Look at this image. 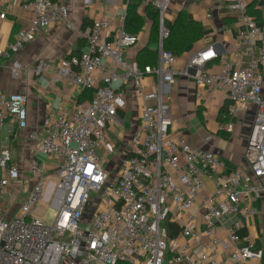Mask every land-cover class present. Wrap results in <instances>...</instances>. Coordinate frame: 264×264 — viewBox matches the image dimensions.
Returning a JSON list of instances; mask_svg holds the SVG:
<instances>
[{
    "label": "built area",
    "instance_id": "2783aa9c",
    "mask_svg": "<svg viewBox=\"0 0 264 264\" xmlns=\"http://www.w3.org/2000/svg\"><path fill=\"white\" fill-rule=\"evenodd\" d=\"M171 1L143 0L158 12L159 44L157 64L141 69L125 55L138 43V34L123 29L129 0H102L123 10L114 38L104 36L111 18L95 19L80 32L84 49L57 64L58 74L93 95L76 101L71 113L49 112L42 118L28 136L37 143L26 167L12 160L7 145L16 129L27 127L28 98L23 93L0 94V130L6 127L0 147V200L9 197L13 184L23 188L24 171L30 177L16 214L8 217L9 204H0V264H219L218 245L226 250L238 240L245 244L232 247L234 263L262 260V248L248 234L236 233L237 221L226 228L222 221L238 213L241 200L244 214L255 215L252 202L264 194V97L258 70L264 66V21L247 13L246 0H221L242 24L232 59L208 45L178 71L174 56L162 49L168 35L164 12ZM21 7L33 14L28 27L18 30L8 47H0V66L2 60L9 62L12 73L21 69L15 55L37 32L65 24L69 17L61 0H24ZM5 14L6 10L0 11V20ZM214 60L219 62L218 71L206 73L205 65ZM47 67V61L37 59L34 75L43 80ZM190 69L197 85L223 92L227 105L225 119L218 123L220 131L231 132L232 119L254 107L244 152L247 169L220 173L209 195L201 193L204 179L218 172L221 163L213 153L189 147L184 137L169 135L172 119L166 87L177 75L189 76ZM130 92L139 100L140 130L132 135L130 149L116 170H110L99 151L105 158L115 154L107 131L125 109ZM197 200L202 202L203 231L190 213ZM39 202L54 211L50 225L44 223L41 211L34 210ZM182 213H188L185 220ZM171 223L179 229L176 236H171ZM221 228L223 240L216 235ZM192 247L198 249L196 256L190 253Z\"/></svg>",
    "mask_w": 264,
    "mask_h": 264
},
{
    "label": "crops",
    "instance_id": "0c3cea01",
    "mask_svg": "<svg viewBox=\"0 0 264 264\" xmlns=\"http://www.w3.org/2000/svg\"><path fill=\"white\" fill-rule=\"evenodd\" d=\"M23 1L0 0V11L6 10L5 18L0 20V47L2 48L8 47L13 42L18 30L28 27L33 14L30 10L22 9ZM61 1L68 8V21L65 24L51 25L36 33L34 39L15 55L21 64V69L17 73H12L8 67L9 62L1 61L0 94L23 93L28 98L27 127L16 129L7 145L9 152L13 151L16 156L14 161L21 162L23 167H26L31 156V149L37 143V141L30 140L28 136L37 129L42 118L49 112L54 114L58 112L71 113L75 102L88 95L87 92L76 88L64 76L58 74V60L69 55H78L84 49L85 42L80 32L93 20L111 18V27L104 33L107 40H112L120 28L118 14H121L123 10L119 6L105 5L102 0ZM246 2L249 7L248 14L254 17L257 22H263L264 0H246ZM144 5L141 4L138 7L139 13H142ZM8 6L10 8L7 10ZM183 9L186 10L189 18L199 22L203 36L190 44L182 54L175 56L173 66L178 71L183 70L191 56L208 45H213L221 55L229 60L232 59V54L236 49V32L242 28L235 12L227 9L221 0H172L164 12L163 24L168 30L177 13ZM149 31L150 24L145 21L142 30L138 33L137 45L126 49V56L136 58L137 50L147 42ZM257 45H260L259 42ZM39 58L48 63L43 80L36 77L33 72L35 61ZM246 61L247 57L242 56L241 62L246 63ZM218 69V60L208 62L204 67L206 73H216ZM258 70L262 79L261 91L264 97V66L259 67ZM191 76V73L189 76L177 75L173 82L166 87L170 97L172 119L169 135L182 136L189 147L211 152L217 157L221 166L218 172H213L204 179V186L201 190L202 194L209 195L214 191L220 173H227L238 168L247 169L244 152L252 125L254 107H249L248 110L232 119L233 129L231 132L220 131L218 123L225 119V113L221 110L227 105L223 92L217 87L197 85ZM149 87H153L152 81H150ZM126 101L125 109L118 113L120 117H116L115 123L110 125L107 131L108 141L115 146L113 160L116 159L119 162L123 159V153L130 149L132 135L140 130L139 100L130 92L126 96ZM219 113H221L220 117ZM5 134L6 127H3L0 130V147ZM99 153L103 156L104 165L110 170H116L118 163L115 167L107 165L111 156L105 158L102 149ZM40 158L45 160L42 156ZM22 179L25 187L20 188L13 184L10 198L6 197L0 200L1 206H6L5 203L10 206L13 195L18 197L21 193L24 194L28 181H30L26 171H24ZM17 197H14L13 202H16ZM252 205L256 208V214H244L245 202L239 201L238 213L234 217H226L222 221V227L226 228L233 225V221H237L239 224L236 233L239 236L248 234L256 246L263 250L262 260H248L247 264H264V194L257 196ZM13 206H17V211L8 210L6 212L8 217L18 212V204ZM202 209V202L197 200L190 211L196 215V224L201 231H203L200 219ZM188 213H182L181 218L185 220ZM216 235L218 239L223 240L224 229H219ZM179 241L183 242V239L180 238ZM244 244L243 240H238L232 247H240ZM232 247L225 250L222 244L218 245L216 261L219 264H236L231 260ZM190 253L192 256H196L198 249L192 247Z\"/></svg>",
    "mask_w": 264,
    "mask_h": 264
},
{
    "label": "trees",
    "instance_id": "16d2710c",
    "mask_svg": "<svg viewBox=\"0 0 264 264\" xmlns=\"http://www.w3.org/2000/svg\"><path fill=\"white\" fill-rule=\"evenodd\" d=\"M143 4V0H129L123 22V29L132 35L138 34L145 23L150 24V31L147 42L141 46L136 52L135 61L141 69L144 66H155L158 62V12L150 4L143 7L142 13L138 12V7ZM247 4V13L248 11ZM203 30L199 22L188 17L186 10H181L177 13L171 27L168 30V35L162 41V49L165 52L171 53L174 57L179 56L185 49L195 41L201 39ZM88 95L86 98L91 99L92 90L85 89ZM225 113V108L221 110ZM219 113V117H220ZM171 236H176L179 229L176 224L171 223Z\"/></svg>",
    "mask_w": 264,
    "mask_h": 264
},
{
    "label": "rangeland",
    "instance_id": "374dc122",
    "mask_svg": "<svg viewBox=\"0 0 264 264\" xmlns=\"http://www.w3.org/2000/svg\"><path fill=\"white\" fill-rule=\"evenodd\" d=\"M117 116H119L120 117V115H117ZM10 153H11V156H12V160L14 161V160H16V156L13 154V151L11 152L10 151ZM113 157H114V155L112 154L111 155V157H109V160L107 161L108 163H107V165H109V166H113V167H115V165H116V163H118V165L121 163V161L119 162V161H117L116 159H115V161L113 160ZM105 159V158H104ZM24 177L26 178V176L24 175ZM27 179V178H26ZM25 179V180H26ZM23 187H25V183L23 184ZM23 193H21L18 197L16 196V195H13V200H12V204L13 205H16V204H18L21 200H22V197H23ZM17 197V199H16V202H13L14 201V199ZM10 198V196L9 197H7V199H9ZM3 202H6V201H3ZM12 204H10V206H7L8 207V210H10V211H12V212H16L17 211V206H13ZM34 210L35 211H41V213H42V218H43V220H44V223L45 224H47V225H50L51 223H52V221H53V218H54V211L51 209V208H48V207H45V204H42V203H38L35 207H34Z\"/></svg>",
    "mask_w": 264,
    "mask_h": 264
},
{
    "label": "water",
    "instance_id": "95a60500",
    "mask_svg": "<svg viewBox=\"0 0 264 264\" xmlns=\"http://www.w3.org/2000/svg\"><path fill=\"white\" fill-rule=\"evenodd\" d=\"M189 73H191L193 75L195 73V71L193 69H190Z\"/></svg>",
    "mask_w": 264,
    "mask_h": 264
}]
</instances>
